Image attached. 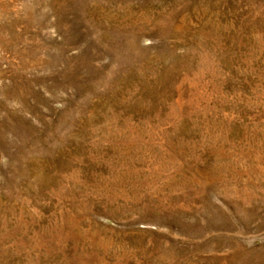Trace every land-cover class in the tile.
Listing matches in <instances>:
<instances>
[{
  "label": "rangeland",
  "instance_id": "1",
  "mask_svg": "<svg viewBox=\"0 0 264 264\" xmlns=\"http://www.w3.org/2000/svg\"><path fill=\"white\" fill-rule=\"evenodd\" d=\"M0 264H264V0H0Z\"/></svg>",
  "mask_w": 264,
  "mask_h": 264
}]
</instances>
